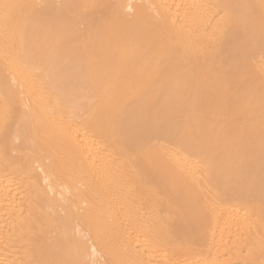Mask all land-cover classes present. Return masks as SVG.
Instances as JSON below:
<instances>
[{
    "label": "bare ground",
    "instance_id": "bare-ground-1",
    "mask_svg": "<svg viewBox=\"0 0 264 264\" xmlns=\"http://www.w3.org/2000/svg\"><path fill=\"white\" fill-rule=\"evenodd\" d=\"M262 223L264 0H0V264H264Z\"/></svg>",
    "mask_w": 264,
    "mask_h": 264
},
{
    "label": "rangeland",
    "instance_id": "rangeland-1",
    "mask_svg": "<svg viewBox=\"0 0 264 264\" xmlns=\"http://www.w3.org/2000/svg\"><path fill=\"white\" fill-rule=\"evenodd\" d=\"M199 167H202L201 165H199ZM15 177V178H14ZM13 177V184H15V187L16 188H20V190L18 191V193L19 192H21V193H23L24 195H26L27 194V192H26V187H25V184H26V182H28V180L27 179H25L24 180V178H22L21 179V177H17V176H14ZM25 177V176H24ZM202 177V178H201ZM200 180H203L204 181V179H205V175L204 174H202L200 177ZM16 179V180H15ZM22 187H21V186ZM24 188V189H23ZM24 191V192H23ZM21 197H23V195H21ZM252 217H253V221H254V223H257L258 224V221H257V219H256V216H255V214H252ZM262 227H263V229H264V223H262ZM246 253H247V251H246ZM14 254H16V255H14ZM8 256L10 255V257H13V256H16L17 258H18V260H19V262L20 263H25V256H23L22 255V252H12V253H8L7 254ZM225 256H227V260H225V261H229V263L228 262H225L226 264H231L232 263V261L231 260H233V263L232 264H243L241 261L239 262V260L238 261H234V260H237V259H234L233 257H231L230 255H224L223 257V259H226L225 258ZM230 256V257H229ZM244 257L246 256V254L244 253V255H243ZM23 258V259H22ZM230 258V259H229ZM222 259V260H223ZM230 261H231V263H230ZM239 262V263H238Z\"/></svg>",
    "mask_w": 264,
    "mask_h": 264
}]
</instances>
